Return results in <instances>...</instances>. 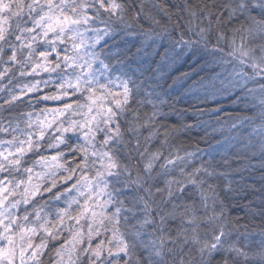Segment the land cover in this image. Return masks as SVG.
Here are the masks:
<instances>
[{
    "label": "snow or ice",
    "instance_id": "obj_1",
    "mask_svg": "<svg viewBox=\"0 0 264 264\" xmlns=\"http://www.w3.org/2000/svg\"><path fill=\"white\" fill-rule=\"evenodd\" d=\"M0 264H264V0H0Z\"/></svg>",
    "mask_w": 264,
    "mask_h": 264
},
{
    "label": "trees",
    "instance_id": "obj_2",
    "mask_svg": "<svg viewBox=\"0 0 264 264\" xmlns=\"http://www.w3.org/2000/svg\"><path fill=\"white\" fill-rule=\"evenodd\" d=\"M185 70H187V68H185ZM43 87V86H42ZM46 91H51V88L46 89ZM220 99L222 100V104L221 106L223 108L226 109L225 113H221L222 118L226 115H235V116H243V115H252V113H239L236 111V106L233 105L231 103V101H229L226 97L221 96ZM51 105V102H48ZM178 107H180L181 105H177ZM241 108H243V105H240ZM259 127V121H257L255 128ZM242 131H244L242 129ZM249 132H254V128H248L247 131H245V135H247ZM201 137H203V133H199V135H194L193 138L191 140H187V138H185V145H191V147L189 148V150H193L196 146H197V141L199 142V147L201 149H205L207 147V143H215V140L213 139V136L210 134L208 137L201 139ZM217 138H219L217 136ZM258 138V137H257ZM207 141V143H206Z\"/></svg>",
    "mask_w": 264,
    "mask_h": 264
}]
</instances>
